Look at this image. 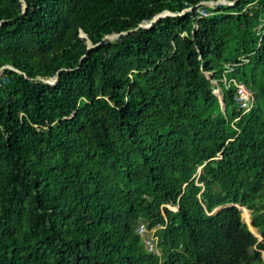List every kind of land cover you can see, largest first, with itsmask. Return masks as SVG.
Here are the masks:
<instances>
[{
    "label": "trees",
    "instance_id": "1",
    "mask_svg": "<svg viewBox=\"0 0 264 264\" xmlns=\"http://www.w3.org/2000/svg\"><path fill=\"white\" fill-rule=\"evenodd\" d=\"M201 1L0 0V264H264V0Z\"/></svg>",
    "mask_w": 264,
    "mask_h": 264
},
{
    "label": "water",
    "instance_id": "2",
    "mask_svg": "<svg viewBox=\"0 0 264 264\" xmlns=\"http://www.w3.org/2000/svg\"><path fill=\"white\" fill-rule=\"evenodd\" d=\"M23 1H24L23 12H27L29 5H28V3H27V0H23ZM17 2H18V0H17ZM236 2H237V0H205V1H201L199 4H197V6H201V5H209V6H212V7H215V8H216V7H218V6H228V5H233V4H235ZM193 8H194V7L192 6V7L186 8V9L180 11V12H177V13L172 12L173 10L166 9V10H164V11H162V12L156 14L152 19L142 20V21H141L136 27H134V28H131V29H128V30H125V31H121V32H112V33L106 35V36L102 39L101 42L104 43V42H106L107 40H111V41H115V42H119V43H120V41H117V40L113 39L111 36H112V35L121 34V33H125V32H128V31H130V30H132V29H135V28H138V27H143L144 29H149V28L153 27L154 24L157 23V22L155 21V20H156L155 17H156L157 15H159V14H162V13L166 12V13H170V14H172V15H181V14H183L184 12H186V11H188V10H192ZM148 20H152V22H151V21H148ZM0 25H1V23H0ZM92 47H93V45H90V46H89V48H92ZM8 69H14V70L19 71V69L15 68L13 65L7 64V65H4L3 67L0 68V73H3V72H5V71H7ZM65 70H66V68H61V69L57 72V74H56L55 76H53V77H38V80H46V81H48L47 84H53V85H55V84H57V83L59 82L60 77H61L62 73H63ZM219 98L221 99V102H222V104L224 105V104H225V101H224V96H223V94L220 95ZM201 168H202V167H201ZM236 205L239 206L240 209H241V206H240V205H238V204H236ZM216 210H217V209H216ZM251 229H252V227H251ZM252 231H253V230H252ZM253 232H254V231H253Z\"/></svg>",
    "mask_w": 264,
    "mask_h": 264
},
{
    "label": "built area",
    "instance_id": "3",
    "mask_svg": "<svg viewBox=\"0 0 264 264\" xmlns=\"http://www.w3.org/2000/svg\"><path fill=\"white\" fill-rule=\"evenodd\" d=\"M207 14V12H203ZM230 82H233L236 87L235 93V101L240 105V107L244 110V112L252 109L256 103L255 93L242 81H237L232 79ZM139 233L143 236L147 247L150 250L156 251L159 253V249L157 246V239L149 237L146 233L148 232V228L144 223H140L138 226Z\"/></svg>",
    "mask_w": 264,
    "mask_h": 264
},
{
    "label": "rangeland",
    "instance_id": "4",
    "mask_svg": "<svg viewBox=\"0 0 264 264\" xmlns=\"http://www.w3.org/2000/svg\"><path fill=\"white\" fill-rule=\"evenodd\" d=\"M216 83L217 82L215 81L214 84H216ZM215 93L218 96L222 95L221 89L218 87L215 89ZM200 170H201V168H200ZM241 210H242V216H243L244 221H246L248 223V225L250 227H252V212L246 206H241ZM252 230L254 232H257L256 229H254L253 227H252ZM146 234L149 235V237L153 238V240H154V237L157 239L155 228L152 230H148V232Z\"/></svg>",
    "mask_w": 264,
    "mask_h": 264
},
{
    "label": "bare ground",
    "instance_id": "5",
    "mask_svg": "<svg viewBox=\"0 0 264 264\" xmlns=\"http://www.w3.org/2000/svg\"><path fill=\"white\" fill-rule=\"evenodd\" d=\"M21 1H23V0H21ZM23 3H24V1H23ZM173 12V11H172ZM174 13H177V12H174ZM167 15H172V14H170V13H166V12H164V13H162V14H159V15H157L155 18H156V22L157 21H159L161 18H163L164 16H167ZM152 22V21H151ZM138 28H140V27H138ZM141 28H143V27H141ZM113 36V35H112ZM44 81H46V80H44ZM48 82V81H47Z\"/></svg>",
    "mask_w": 264,
    "mask_h": 264
}]
</instances>
